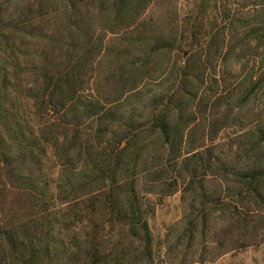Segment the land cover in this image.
<instances>
[{
    "label": "rangeland",
    "instance_id": "1",
    "mask_svg": "<svg viewBox=\"0 0 264 264\" xmlns=\"http://www.w3.org/2000/svg\"><path fill=\"white\" fill-rule=\"evenodd\" d=\"M216 1L215 6L214 0L203 4L201 0H87L88 23L120 26L131 23L135 11L143 9L135 25L150 49L170 46L148 54L141 94L126 97L123 92L139 84L131 80L129 68L138 53L132 50L128 35L103 31L94 38L102 45L101 54L90 58L82 83L86 92L98 90L110 108L136 124L162 114L170 136L180 140L173 147H161L155 134L146 130L129 146V165L135 164V201L147 219L148 245L142 233L134 235L121 226L106 229L103 248L106 253L114 251L119 264H264V145L260 137L264 85L257 83L264 66V46L258 34L249 35L250 27H246H259L263 8L259 0ZM26 5L24 0H0V10L9 7L19 24L40 16L39 9L34 8L31 15ZM51 8L55 9L44 10ZM218 8L224 11L221 16L215 13ZM231 20L242 25L237 36L227 33ZM65 22L61 16L57 26ZM6 26L0 20V31ZM211 30L216 32L214 43L224 40L225 45L220 55L212 49L211 67L207 65L203 75L206 59L201 51ZM126 43L128 48L119 51ZM192 50L199 68L193 66L189 74L200 72L195 80L188 76L186 64ZM121 73H125L122 80ZM19 78L21 85L13 99L17 108L33 125L49 122V116L33 106L31 94L40 93L38 72L21 70ZM34 85L37 90L29 93ZM123 126L118 124L115 132ZM90 131L86 124L84 137ZM13 141L0 129V245L4 234L12 230L18 234L50 230L44 217L31 213L29 200L6 175L5 157L14 158L13 166L20 162ZM52 164L49 160L47 166L57 178L59 169ZM119 187L122 190L114 193L124 200L131 186ZM67 207L63 204L58 210L67 216ZM53 234L57 242L62 241L63 255L52 264H69L72 234L67 229L59 236L54 229Z\"/></svg>",
    "mask_w": 264,
    "mask_h": 264
},
{
    "label": "trees",
    "instance_id": "2",
    "mask_svg": "<svg viewBox=\"0 0 264 264\" xmlns=\"http://www.w3.org/2000/svg\"><path fill=\"white\" fill-rule=\"evenodd\" d=\"M24 1L31 15L35 14L34 8H37L40 16L19 24L12 19L9 7L0 10L1 22L7 23L5 29L0 31V72L3 73L0 76V120L5 121L4 124L0 122V129L13 138L20 160L18 166H13L14 158L7 156L3 163L10 184L29 200L31 213L45 218L50 230H26L21 234L12 230L4 234L0 245V264H52L62 253V241L57 242L54 229L58 230V236L66 229L72 234V245L67 256L69 264H119L117 254L114 251L106 253L103 248L106 229L121 226L134 235L142 233L148 245L147 219L135 201L132 175L135 164L132 162L133 165H129V146L146 130L155 134L161 147H173L180 140L170 136L162 114L153 116L146 124H136L131 117L124 118L117 113V108H110V103L99 96L98 90L86 92L82 83L90 58L101 54L102 45L98 43V38L97 41L94 38L103 31L128 35L132 50L138 53L129 68L131 80L139 84L123 92L126 97L141 94L139 86L147 80L145 69L149 53L167 50L170 46L165 44L150 49L148 40L135 25L143 9L135 11L131 23L99 27L86 20L87 0ZM201 1L203 4L207 0ZM216 2L214 0L215 6ZM259 5L263 8L259 27H246H250L249 35L258 34L264 46V0H259ZM49 6L55 9L51 8L49 12L44 10ZM214 10L220 16L224 13L220 8ZM61 16L66 22L57 26ZM241 27L231 20L226 27L227 33L237 36ZM215 35L213 30L207 33V42L201 51L206 59L203 75L208 69L207 65H210L209 60H212V49L215 48L220 55L225 45L224 40L214 43ZM128 46L126 43L119 51H124ZM196 54L190 51L186 61L188 76H192L193 80L197 79L196 74H200H189L193 72V66L199 68L194 61ZM118 55L124 57L123 52ZM21 70L38 72L40 93L31 94L34 96L33 106L38 113L48 115L49 122L33 125L28 116L17 108L13 99L21 85ZM124 77L125 73H121L120 79ZM257 83L264 85V66ZM36 90L34 85L28 92L34 93ZM185 95L189 96L190 92ZM86 124L91 126V131L85 138ZM118 124H124V129L115 132ZM260 135L264 145V129ZM76 159L80 163L78 166ZM49 160L53 162L52 168L55 166V169H59L57 178L54 177L55 170L51 174L47 166ZM261 166L264 173V160ZM121 184L131 186L129 192H125L124 200H118L114 193L122 190L119 187ZM63 204L68 206L67 216L61 214L63 210H58Z\"/></svg>",
    "mask_w": 264,
    "mask_h": 264
}]
</instances>
